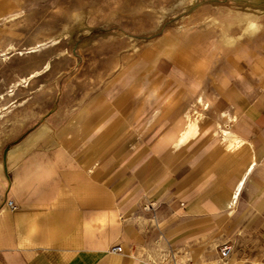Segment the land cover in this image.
<instances>
[{
	"label": "crops",
	"instance_id": "crops-1",
	"mask_svg": "<svg viewBox=\"0 0 264 264\" xmlns=\"http://www.w3.org/2000/svg\"><path fill=\"white\" fill-rule=\"evenodd\" d=\"M163 49L172 54L168 43ZM153 68L165 78L166 99L160 107L150 101L146 113L133 111L127 132L61 134L60 142L73 143L68 150L38 133L6 139L0 264H168L178 261L176 253L201 264L210 253L219 256L228 241L230 264H264L261 78L250 74L246 61L225 69L224 85L218 82L216 97L203 102L219 116L200 131V120L187 112L180 123L166 113L178 104L186 76L166 55ZM148 89L150 100L161 99L156 85ZM85 106L92 112L79 111L76 120H106L92 103ZM9 198L17 209L8 208ZM235 212L226 233H219L221 216ZM116 244L122 251L111 250Z\"/></svg>",
	"mask_w": 264,
	"mask_h": 264
},
{
	"label": "rangeland",
	"instance_id": "rangeland-1",
	"mask_svg": "<svg viewBox=\"0 0 264 264\" xmlns=\"http://www.w3.org/2000/svg\"><path fill=\"white\" fill-rule=\"evenodd\" d=\"M164 55L186 76L167 115L180 123L187 112L205 130L219 115L203 102L216 97L232 63L246 61L264 89V0H0V149L22 132L66 150L73 143L60 142L61 134L127 132L133 111L146 113L150 101L160 107L166 99L165 78L153 72ZM152 85L161 99L150 100ZM86 103L106 120L77 121L75 113L92 112ZM237 215H222L219 233ZM218 259L210 253L201 264Z\"/></svg>",
	"mask_w": 264,
	"mask_h": 264
},
{
	"label": "built area",
	"instance_id": "built-area-1",
	"mask_svg": "<svg viewBox=\"0 0 264 264\" xmlns=\"http://www.w3.org/2000/svg\"><path fill=\"white\" fill-rule=\"evenodd\" d=\"M6 205L8 206L9 209L15 210L18 208V204L14 199H7L6 200ZM112 251H122V245L116 244L112 246L111 248ZM233 251V244L230 242H225L219 246V259L216 263L213 264H229L228 259ZM146 264H151V263H146ZM171 264H179L177 260H173Z\"/></svg>",
	"mask_w": 264,
	"mask_h": 264
},
{
	"label": "bare ground",
	"instance_id": "bare-ground-1",
	"mask_svg": "<svg viewBox=\"0 0 264 264\" xmlns=\"http://www.w3.org/2000/svg\"><path fill=\"white\" fill-rule=\"evenodd\" d=\"M38 45H39V43H38ZM38 45H35L34 47H37ZM33 48V47H32ZM36 49V48H35ZM37 49H38V47H37ZM31 50V49H30ZM34 50V49H33ZM37 72V71H36ZM238 194V193H237Z\"/></svg>",
	"mask_w": 264,
	"mask_h": 264
}]
</instances>
